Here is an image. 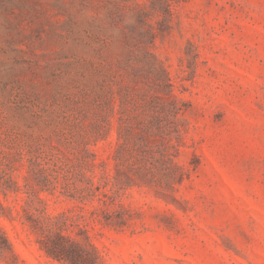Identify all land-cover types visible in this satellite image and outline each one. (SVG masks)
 <instances>
[{"label":"rangeland","instance_id":"374dc122","mask_svg":"<svg viewBox=\"0 0 264 264\" xmlns=\"http://www.w3.org/2000/svg\"><path fill=\"white\" fill-rule=\"evenodd\" d=\"M168 2L0 0V264H264V0Z\"/></svg>","mask_w":264,"mask_h":264},{"label":"trees","instance_id":"16d2710c","mask_svg":"<svg viewBox=\"0 0 264 264\" xmlns=\"http://www.w3.org/2000/svg\"><path fill=\"white\" fill-rule=\"evenodd\" d=\"M168 1L166 0V11L170 14V3ZM0 241V252L9 251L13 255L11 245L1 230ZM40 245L47 256L65 261L68 264H95L92 262L91 254L88 251L74 245L68 237L61 235L60 232H56L52 236H46L40 240Z\"/></svg>","mask_w":264,"mask_h":264}]
</instances>
